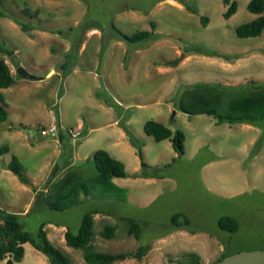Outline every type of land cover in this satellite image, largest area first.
<instances>
[{"label": "rangeland", "instance_id": "rangeland-1", "mask_svg": "<svg viewBox=\"0 0 264 264\" xmlns=\"http://www.w3.org/2000/svg\"><path fill=\"white\" fill-rule=\"evenodd\" d=\"M233 1L234 13L223 18L221 0H0V57L13 78L0 88L7 113L0 122V208L16 213L31 235L43 224L70 264L87 263L58 236L57 224L75 232L90 210L103 215L92 224L94 251L149 246L140 260L111 264H212L222 254L263 248L264 117L244 129L187 115L178 105L197 84L230 93L264 87V27L237 37L235 27L257 15L246 9L249 0ZM140 30L149 36L129 42L118 35ZM17 68L35 78L20 77ZM148 119L182 132L180 156L168 138L143 132ZM52 122L55 135H41ZM95 149L119 160L125 176L90 195L61 198L68 205L62 210L34 199L44 190L54 200L66 174L90 184ZM11 157L28 184L6 168ZM115 187L123 188L122 198L113 196ZM173 212L189 220L184 235L170 230ZM224 215L234 231L217 225ZM121 217L138 224V239L118 236ZM106 224L114 226L110 238L97 233ZM22 246L13 264H48L29 243Z\"/></svg>", "mask_w": 264, "mask_h": 264}, {"label": "trees", "instance_id": "trees-1", "mask_svg": "<svg viewBox=\"0 0 264 264\" xmlns=\"http://www.w3.org/2000/svg\"><path fill=\"white\" fill-rule=\"evenodd\" d=\"M226 6L222 12L223 18H228L235 11V2L233 0H221ZM246 9L256 14L252 20L241 23L235 27L234 32L237 37H254L257 36L264 27V0H249ZM202 21L205 19L202 18ZM20 29H26V25L20 24ZM153 28V23H150ZM149 31L140 30L130 34L118 33L119 37L129 42H136L148 37ZM13 78L9 67L0 57V88H5L12 84ZM232 93V94H231ZM225 92L219 89H213L206 84H197L192 90L183 94V99L179 101V109L187 115L206 114L215 119L216 122H225L228 124L235 122L254 123L255 120L264 117V87H252L239 92ZM7 117L6 110L0 102V122ZM142 130L155 141L168 138L175 153L180 156L183 153V134L180 130L170 131L162 123L148 119L144 121ZM134 140L131 143L134 144ZM137 154L141 158L139 146H136ZM0 149H5L1 147ZM91 160L95 170V176L91 178V183L87 184L81 180L71 178L66 174L60 188H58L57 196L51 200L45 195L44 190H37L34 199H41L49 208L54 210H62L68 205L60 202V199L71 201L73 196H77L78 192L90 195L89 191L94 187H102L112 178H122L125 176L123 164L112 158L105 150L95 149L91 153ZM141 166L145 163L140 161ZM6 168L14 174L23 184H28L27 179L22 174V167L19 162L11 157ZM49 183V182H48ZM118 196L122 198L123 188H116ZM112 197L111 195H104ZM94 211H86L81 215L78 227L75 232L66 229L63 233V241L65 245L82 251V258L87 264H111L114 261H120L127 257L139 259L145 252L146 246L138 245L133 251H125L119 253H106L94 251L90 245V237L92 235V214ZM171 228H185L189 225V220L181 212L171 214L169 218ZM127 234L132 235L135 239L139 237V226L131 219L126 220ZM217 225L221 229L234 231L236 228L234 220L229 216H222L217 220ZM43 224H40L34 235L23 229L22 224L18 220L16 213L7 212L0 208V260L4 259V264H13L18 262L23 256V244L29 243L35 250L45 256L48 264H70L68 257L57 247L53 246L46 237L43 230ZM114 226L104 225L99 231V235L103 238L113 236ZM222 254L217 260L225 256ZM171 261V259H169ZM192 264H199L198 260Z\"/></svg>", "mask_w": 264, "mask_h": 264}, {"label": "water", "instance_id": "water-1", "mask_svg": "<svg viewBox=\"0 0 264 264\" xmlns=\"http://www.w3.org/2000/svg\"><path fill=\"white\" fill-rule=\"evenodd\" d=\"M16 72L23 78H35L22 68H17ZM75 164H77V160H75ZM212 264H264V247L253 250H240L227 254Z\"/></svg>", "mask_w": 264, "mask_h": 264}, {"label": "crops", "instance_id": "crops-1", "mask_svg": "<svg viewBox=\"0 0 264 264\" xmlns=\"http://www.w3.org/2000/svg\"><path fill=\"white\" fill-rule=\"evenodd\" d=\"M261 119V118H260ZM258 120V119H257ZM256 122V120L254 121V123ZM219 123H222V122H219ZM235 123H241L240 124V126L242 127V128H249V124H253V123H244V122H235ZM215 124H218V122H216ZM228 124V123H227ZM132 175L133 176H138L139 175V173L137 172V170H134V172L132 173ZM92 211H94V213L92 214V219H93V221H96L97 220V222H98V220L100 219V218H103V215H98V213L96 212V210H92ZM173 213H175V212H173ZM172 213V214H173ZM171 216V215H170ZM128 218H124V219H122V217L121 218H119V221L118 222H121V225H122V230H121V232L119 233V235L118 236H120V237H122V238H124V237H126V236H129L128 234H127V225H126V220H127ZM79 224V223H78ZM58 225V236L61 238H63V233H64V231L67 229L66 228V226L65 225H62V224H57ZM116 224H115V228H116ZM78 227V226H77ZM103 227V226H102ZM101 227V228H102ZM100 228V229H101ZM171 231H176L179 235H181V234H185V231H183V229H181V228H171L170 229ZM97 233H99V231L97 232ZM132 236V235H131ZM161 240H163V239H159V241H157V242H160ZM94 246V245H93ZM95 247V246H94ZM149 249V246H146V250H145V252H144V254L138 259V260H140L142 257H144V256H146L145 254L149 251L148 250ZM79 254H80V257L82 258V251L80 250L79 251ZM127 258H133V257H127ZM83 259V258H82ZM135 259H137V258H135ZM124 260V259H123ZM123 260H120V261H123ZM120 261H114V262H120ZM113 263V262H112Z\"/></svg>", "mask_w": 264, "mask_h": 264}, {"label": "built area", "instance_id": "built-area-1", "mask_svg": "<svg viewBox=\"0 0 264 264\" xmlns=\"http://www.w3.org/2000/svg\"><path fill=\"white\" fill-rule=\"evenodd\" d=\"M55 130H56V127L54 125V123L52 122L51 125L48 127L47 130H44V129H40V134L41 135H55ZM67 134L71 137H74V136H79L80 135V131L79 130H75V131H72L71 129H68L67 130Z\"/></svg>", "mask_w": 264, "mask_h": 264}]
</instances>
